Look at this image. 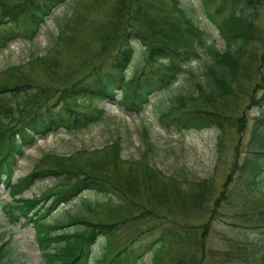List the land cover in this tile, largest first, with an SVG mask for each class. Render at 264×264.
I'll return each instance as SVG.
<instances>
[{
	"label": "trees",
	"instance_id": "trees-1",
	"mask_svg": "<svg viewBox=\"0 0 264 264\" xmlns=\"http://www.w3.org/2000/svg\"><path fill=\"white\" fill-rule=\"evenodd\" d=\"M65 1L0 0V49L17 35L37 31L46 17ZM82 1L86 0H78L76 6L79 7ZM204 2L208 7L207 14L225 39L224 49L208 41L206 32L188 15L181 0H89L93 11L108 8L105 16L96 20L86 14L78 17L87 22L88 31L83 33V39L74 43L83 59L66 87L57 92L60 94L56 99L51 97L52 91L46 89L48 96L43 101L41 97L34 105L20 108L16 113L4 111L12 118L0 125V183L11 188L13 199L20 202L8 204L12 219L23 215L27 218L26 223H33L45 264H142L145 253L150 256V264H165L169 240L179 243L178 256L171 258L172 264H199L203 257L199 258V255L205 254L206 250L209 223L198 226L203 228L201 233L196 225L178 229L164 227L158 237L135 246L145 232V228L139 225L147 205L132 198L131 194L138 196L143 191L153 200L174 197L181 204L197 200L200 207L214 199L210 217L213 220L222 201L229 199V192H221L216 197L211 193L209 179H187L184 186L177 183L175 187L174 179L164 176L162 171L144 160L130 162L132 167L125 183L110 187L120 195L119 205L109 207L108 218L98 221L88 215L100 205V201L87 198L86 191L109 193V190L105 184L93 179L90 169L77 173L60 165L44 168L38 161L29 174L16 181L13 179L19 160L37 135H45L61 126L80 131L96 124L106 113L93 103L96 100L115 101L128 112L140 114L156 93L167 91L182 74L190 73L194 80L196 73L189 68L193 61L203 63L200 77L192 81L195 89L169 99L160 112L162 125L169 130H200L215 126L223 130L231 97L237 95L244 85H249L245 90L249 96L247 108L257 107L259 114L252 122L245 157L235 167L245 180V190L242 195H236L237 205L248 214L254 193L264 194V78L260 77L264 52L260 51L258 44L264 40V34L257 26L263 0ZM79 10L80 7L71 17L76 19ZM71 17L59 29L57 41L71 23ZM18 24H26V29L15 31L13 26ZM92 43H95L94 48ZM138 47L142 49L143 62L136 73L129 76ZM259 91L260 94L256 95ZM82 100L92 101L89 109L78 108L86 105ZM71 157V160L76 159V156ZM119 157L117 154L116 158ZM91 161L88 159L85 165ZM66 172L73 177L71 185L62 180ZM47 176L56 180L50 192L41 197H16ZM230 178L225 186L230 183ZM75 197L79 200L74 202L79 207L76 214H69L67 219L48 217L50 212ZM42 199L48 202L36 209ZM138 206L142 209L136 210ZM132 209L136 211L130 212ZM256 215L254 225L262 228L264 209L254 214V219ZM131 219L136 221L134 227L138 230L120 247L115 238L122 229L121 224ZM261 232L255 233V240L243 242V245L231 239L229 248L223 253V264H264V231ZM101 240L106 245L104 252L97 256L95 246ZM11 241V236L1 240L0 264H13L7 258Z\"/></svg>",
	"mask_w": 264,
	"mask_h": 264
},
{
	"label": "rangeland",
	"instance_id": "rangeland-1",
	"mask_svg": "<svg viewBox=\"0 0 264 264\" xmlns=\"http://www.w3.org/2000/svg\"><path fill=\"white\" fill-rule=\"evenodd\" d=\"M77 1L66 0L64 4L53 10L52 15L46 17L37 31L15 36L6 47L0 50V125L12 118L10 113L4 111L12 110L16 113L20 108L34 105L41 97L43 101L48 96L46 89L52 91L51 97L56 99L60 94L57 92L64 89L68 80L72 79L71 74L83 59V55H80L74 43L83 39V33L88 31L87 22L83 19L79 20L78 17L86 14L89 18L96 20L104 17L108 8L93 11L89 0L82 1L78 16L74 19L71 15L79 8L76 6ZM181 3L193 21L206 32L208 41L215 43L219 49H224L225 39L207 14L208 7L204 0H181ZM69 17L72 21L57 41L59 29ZM257 26L264 34V0L260 7ZM13 27L15 31L24 30L26 24ZM263 41L258 43L261 52H264ZM91 47L94 48L95 43H92ZM142 62V49L138 47L128 75L135 74ZM190 64L189 68L196 73L194 80L191 79L190 73L182 74L167 91L156 93L140 114L128 112L109 100H96L93 103L106 110L104 118L96 124L80 131L67 130L61 126L45 135H37L35 142L26 148L25 157L20 159L15 171V179L31 172L38 161H40V167L44 168L60 165L65 170L77 173L90 169L89 174L93 176V179L105 184L109 190V193L86 191L87 198L100 201V205L88 215V218L94 221L108 218L109 207L119 205L120 195L110 187L125 183V177L129 176L128 171L132 167L130 162L144 160L149 166L162 171L164 176L174 179L175 187L177 183L184 186V181L187 179H209L212 184L211 193H215L216 197L221 192H229V199L222 201L218 210L214 212L213 220L210 217L214 199L200 207L197 200L181 204L174 197L153 200L149 199L143 191L138 196L131 194L132 198L147 205L144 209L146 213L141 217L139 225L145 228V234L143 233L134 245L147 243L158 237L164 227L178 229L209 223L206 250L205 254L199 255V258L203 255L199 264H223V253L229 248L231 239L243 245V242L255 240V233L264 231V226L255 227L257 215L255 219L253 217L264 209L263 192L254 193L248 214L243 213L241 207L237 205L238 197H236L239 193L242 195L241 192L245 190V180L242 175L239 176V171L235 167L245 157L252 122L259 112L257 107L247 108L249 96L245 90L249 89V85L246 84L237 95L231 97L230 109L226 111L229 115L224 120L223 130L217 126L200 130H177L176 128L169 130L164 127L160 120L161 110L172 96L194 91L192 81L200 77L203 63L193 61ZM261 68L260 77L264 78V62ZM67 73L70 74L67 76ZM79 74L81 75L80 72ZM258 94L260 91L256 95ZM82 101H85L86 105H80L78 108L83 111L89 109L92 101ZM244 123L246 125L242 130ZM117 154L119 158H116ZM71 156H76V159L71 160ZM88 159L92 160L91 164L85 165ZM63 176L62 180L66 185L74 183L73 177L69 176L68 172ZM229 177L231 181L228 186H225ZM55 184L56 180L53 178L42 179L27 190L25 195L41 197L44 193L50 192ZM110 196H112L111 201ZM75 201L60 206L52 211L50 216L56 219H67L69 214H76L79 207ZM45 202L42 199L39 205ZM8 203L16 205L20 202L13 201L9 188L2 184L0 185V242L6 237L7 231L12 237L11 252L7 254V258L11 259L13 264H44L34 229L30 224H25L22 216L13 221L8 209L4 207ZM140 209L142 208L138 206L136 210ZM136 210L132 209L130 212ZM135 222L131 219L121 224L122 229L118 231V236L115 238L116 244L120 247L127 237L138 230L134 227ZM196 229L201 233L203 228ZM167 244L169 248L165 264H172L171 258L174 255L178 256L176 250L179 248V243L169 240ZM105 245L106 242L102 240L96 244L97 256L102 254ZM184 246L188 247L187 244ZM143 258L142 264H150L148 253H145Z\"/></svg>",
	"mask_w": 264,
	"mask_h": 264
}]
</instances>
